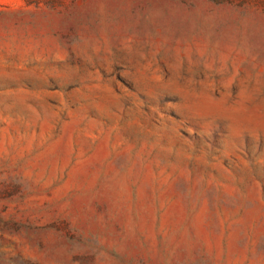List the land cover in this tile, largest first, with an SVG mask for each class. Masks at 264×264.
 Returning <instances> with one entry per match:
<instances>
[{
	"label": "rangeland",
	"instance_id": "rangeland-1",
	"mask_svg": "<svg viewBox=\"0 0 264 264\" xmlns=\"http://www.w3.org/2000/svg\"><path fill=\"white\" fill-rule=\"evenodd\" d=\"M0 264H264V0H0Z\"/></svg>",
	"mask_w": 264,
	"mask_h": 264
}]
</instances>
